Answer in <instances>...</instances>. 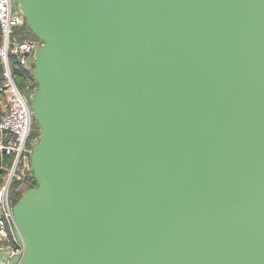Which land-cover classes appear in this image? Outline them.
I'll return each mask as SVG.
<instances>
[{
  "label": "water",
  "instance_id": "obj_1",
  "mask_svg": "<svg viewBox=\"0 0 264 264\" xmlns=\"http://www.w3.org/2000/svg\"><path fill=\"white\" fill-rule=\"evenodd\" d=\"M18 6L39 137L9 264H264V0Z\"/></svg>",
  "mask_w": 264,
  "mask_h": 264
},
{
  "label": "built area",
  "instance_id": "obj_2",
  "mask_svg": "<svg viewBox=\"0 0 264 264\" xmlns=\"http://www.w3.org/2000/svg\"><path fill=\"white\" fill-rule=\"evenodd\" d=\"M25 25L24 17L14 7L13 0H0V64L5 76L1 92L6 100L0 114V157L10 161V166L3 169L7 174L0 186V264H9L22 252L15 237L10 186L13 180L30 172L34 119L28 100L14 83L10 61L32 74L41 47L37 39L20 34Z\"/></svg>",
  "mask_w": 264,
  "mask_h": 264
},
{
  "label": "trees",
  "instance_id": "obj_3",
  "mask_svg": "<svg viewBox=\"0 0 264 264\" xmlns=\"http://www.w3.org/2000/svg\"><path fill=\"white\" fill-rule=\"evenodd\" d=\"M20 34H23V35L26 34L27 38L36 39L34 35L29 31L26 25L24 26L23 30L20 31ZM10 68H11V73H12V77H13L15 85L17 86L18 90L20 91L22 95H23L22 89L28 95L27 99L30 104V100L34 92L36 91V84L33 80L32 74L18 67L13 61H10ZM4 82H5L4 68L0 64V95H2L1 88ZM38 137H39V131L34 121V133L32 135V141H31L33 146L37 142ZM33 146L30 147L31 150ZM9 166H10V161L7 158L0 157V186L2 185L3 180L7 174V172L3 169L8 168ZM13 183H16L17 186L19 187L18 191L14 190L13 192H11V186ZM11 186H10V195H11L12 206L14 207V205L19 201V199L24 193L35 188V181H34L31 171L25 177L13 180V182L11 183Z\"/></svg>",
  "mask_w": 264,
  "mask_h": 264
},
{
  "label": "rangeland",
  "instance_id": "obj_4",
  "mask_svg": "<svg viewBox=\"0 0 264 264\" xmlns=\"http://www.w3.org/2000/svg\"><path fill=\"white\" fill-rule=\"evenodd\" d=\"M13 5L16 9L17 8L19 9L18 0H13ZM22 93L25 96V98L27 99L28 95L23 91V89H22ZM5 104H6L5 96L0 95V113L4 110ZM14 190L15 191L19 190V187L17 186L16 183H13L11 186V192H13Z\"/></svg>",
  "mask_w": 264,
  "mask_h": 264
}]
</instances>
